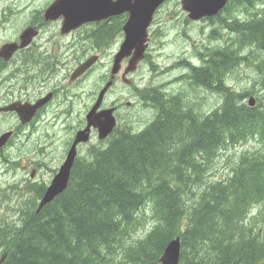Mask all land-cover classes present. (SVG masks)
Listing matches in <instances>:
<instances>
[{"label": "trees", "instance_id": "trees-1", "mask_svg": "<svg viewBox=\"0 0 264 264\" xmlns=\"http://www.w3.org/2000/svg\"><path fill=\"white\" fill-rule=\"evenodd\" d=\"M241 9L252 18L228 22L222 13L206 19L225 24L230 43L199 51L200 66L186 61L185 79L220 94V107L202 116L194 111L203 118L197 122L186 111L194 105L181 98L184 92L147 89L141 97L157 119L140 133L118 125L106 144L76 161L65 192L39 212L43 188H29L20 223L0 225V264H160L168 243L179 236L180 264H264V95L251 107L248 94L226 83L250 61L242 52L253 47L260 58L252 64L264 90V0H231L223 12ZM126 19L116 17L113 29H102L107 40L122 34ZM250 139L259 149L241 153L231 175L207 183L219 152ZM147 206L154 225L135 238Z\"/></svg>", "mask_w": 264, "mask_h": 264}, {"label": "rangeland", "instance_id": "rangeland-1", "mask_svg": "<svg viewBox=\"0 0 264 264\" xmlns=\"http://www.w3.org/2000/svg\"><path fill=\"white\" fill-rule=\"evenodd\" d=\"M53 1L54 0H19V16L17 21L19 31L27 27L31 22H34L39 15L37 14L38 11ZM181 1L182 0H168L155 15V20L153 21L150 31L151 40L147 50L148 57L139 64L136 72L128 77L132 83L130 85L124 84L121 80L122 73H120L116 79L117 85L106 96L104 106L106 108L113 106L118 108L116 117L121 129H126V126L129 125L133 126L137 133H140L142 129L145 130L148 128L147 126L149 123L152 124V122L157 119L155 110H153L146 101H143L141 97L147 89L153 87L160 88L165 94L184 92L181 98L186 97L185 100L190 101V103L194 105L190 106L187 104L186 111L193 119L195 118L197 122H202L203 118L196 116L194 111L198 110L197 113L201 114V116L207 115L222 104V96L220 94L198 87L194 88L192 84L188 83L185 77L189 74L190 69H188V64L190 63L186 61L200 66L203 61H199L198 52H205L206 48H214L230 43L232 32L226 28L225 24L217 20L211 23L204 20L199 22L190 21L187 13L181 8ZM222 16H224L228 22H231L234 18H238L240 21L252 18V16L243 9L240 11L224 12ZM55 30L56 27L54 26L52 31ZM115 47L106 51L107 53L103 61L99 63L92 77L82 80V82L76 86L69 87L65 91V94H61L59 102H61L62 105L58 110H56L57 105L52 107L50 114L47 116L48 121L41 128L44 133L53 135V140L49 144L51 147L49 152L38 148L37 151L40 153H21L22 161L19 162L16 161L17 158L15 153H5L2 159V169L0 170V225L10 223H14V225L19 224V210L21 211L28 205L27 203L31 195L28 189L32 186L29 184L30 181H32V168L25 169L26 160L29 162H31L32 159L41 161L42 166L39 168L40 171L38 172L39 181L49 182L52 179L54 175L53 170L58 167L64 159V142L69 140L74 134V131L86 122L87 110L95 98L94 93L97 85L99 83L101 85L102 77L110 68ZM242 53L243 55H251L249 56L251 62L249 61L247 64H242L234 69V71L226 77L227 82H225L233 89L245 93V95L254 94L252 96L258 101L259 97H263L264 90L260 89L258 85L259 77L253 66L254 62L252 59L255 58L258 60L260 56L253 47H247ZM92 54L93 53L90 55ZM72 64L73 63L68 64V69ZM126 65H123V69ZM68 83L69 79L65 83L66 87L64 88L68 87ZM249 100V97L246 98V102ZM70 106L72 108H70ZM183 106L182 109H184ZM56 116H58V118L54 119ZM96 144H99V146L104 145V143L101 144L98 140L97 135L93 137L89 147ZM177 145H174V147ZM228 149L230 150L228 151ZM257 149H259V144L255 140L250 139L247 142L222 150L213 161V164L210 165L206 174V182L223 180L228 175H231L233 167H235L236 162L239 161L241 153H253L256 152ZM82 150L84 152L87 148L84 147ZM176 151H178V149ZM169 152L171 153L170 156L174 155L171 150H169ZM43 153H45V155ZM84 155L85 153H83V156ZM174 157L175 156H173V158ZM13 159L15 162H13ZM180 161L182 160L179 158L170 162L167 161V163L174 164ZM205 162L206 161H202L204 164ZM190 163L197 164L198 162L190 161ZM184 167L186 168L187 166ZM184 167H182V171ZM7 182L13 188L10 187ZM14 184L15 186H13ZM151 208L152 207L147 206L143 210V216L146 222L145 225H141L135 238L145 237L152 229L154 221Z\"/></svg>", "mask_w": 264, "mask_h": 264}, {"label": "flooded vegetation", "instance_id": "flooded-vegetation-1", "mask_svg": "<svg viewBox=\"0 0 264 264\" xmlns=\"http://www.w3.org/2000/svg\"><path fill=\"white\" fill-rule=\"evenodd\" d=\"M45 8L47 6L38 11L37 14L39 15L34 22L19 31L17 25L19 0H0V170L5 153H15L16 161L19 162L22 161L21 153H40L37 151L38 148L46 152L51 150L49 144L53 140V135L44 133L41 128L48 121L47 116L52 107L57 105L56 110H58L62 105L59 102L61 94H65L69 87L76 86L82 80L92 77L99 63L103 61L106 51L116 46L112 56L114 58L123 41L122 36L112 39L111 42L107 40L104 32H98L97 27L100 23L85 24L68 34H62V20L45 21ZM106 25L113 29L112 22H107ZM54 26L56 30L52 31ZM28 27H35L37 35L27 46L19 47L22 42L21 35ZM91 28L94 29L93 33ZM11 45L14 46V51L10 53L8 51ZM91 53L99 56V62L82 77L71 80V75L91 56ZM128 60L123 61V65L128 64ZM69 63L73 64L68 69ZM109 76L110 69L102 77L101 84H105ZM68 79V87L64 88ZM100 87L99 83L94 93L95 98L89 105L87 114L99 96ZM49 95L51 96L50 100L43 102ZM42 102V106L26 121L22 120L18 111L11 110L14 106L20 109H31ZM86 126L87 122H84L74 131L69 140L64 142V159L53 170L54 175L49 182L38 180L39 168L42 166L41 161L32 159L29 162L26 160L25 169L32 168V181L29 184L43 188V194L45 193L47 186L50 185L64 163L78 132L86 129ZM95 135L98 137V132L92 129L90 132L91 141L78 146V157L75 163L78 158L83 157V153H89L90 150L99 146L96 144L89 147ZM5 136L8 138L2 143ZM84 147L87 150L83 152ZM43 154L45 155V153ZM13 162H15L14 159ZM43 194L40 198L43 197Z\"/></svg>", "mask_w": 264, "mask_h": 264}, {"label": "water", "instance_id": "water-1", "mask_svg": "<svg viewBox=\"0 0 264 264\" xmlns=\"http://www.w3.org/2000/svg\"><path fill=\"white\" fill-rule=\"evenodd\" d=\"M167 0H55L45 11L46 21H55L63 19L62 34L70 33L86 23L99 22L109 18L128 14L129 18L123 31L125 34L124 41L119 52L114 59L112 75L110 81L101 90L96 104L87 115V128L78 132L72 149L69 151L65 163L62 165L59 173L55 176L52 184L49 186L44 197L42 198L38 212L50 204L62 194L68 187L71 170L73 168L76 156L77 146L82 142H88L91 128L99 132V139L105 140L111 135L116 127L117 121L114 115L115 108L100 110L104 97L114 83L115 76L120 72L122 61L131 57L129 65L125 70L123 79L128 83L126 75L136 71L138 64L144 60L148 48L149 33L148 30L153 22L157 10ZM230 0H182V9L188 13L191 21H200L204 18H211L218 15ZM37 35L35 27L25 30L21 36L19 47L27 46ZM18 48V47H17ZM14 46H9L8 52H13ZM98 60L93 56L81 64L74 72L72 79L82 76ZM49 95L43 102H48ZM28 108L12 107L11 110L19 112L21 118L26 121L30 119L36 110L42 106ZM256 100L252 97L249 101L250 106H254ZM7 136L4 137L6 139ZM5 255H3L4 258ZM181 257V240L179 237L170 241L166 246L160 259L161 264H180ZM2 258V261L4 260Z\"/></svg>", "mask_w": 264, "mask_h": 264}, {"label": "bare ground", "instance_id": "bare-ground-1", "mask_svg": "<svg viewBox=\"0 0 264 264\" xmlns=\"http://www.w3.org/2000/svg\"><path fill=\"white\" fill-rule=\"evenodd\" d=\"M256 5H259L258 3H256ZM254 7H256V6H254ZM257 8H255L254 10H252L253 12L256 10ZM251 11V12H252ZM245 21V20H244ZM241 51V50H240ZM252 51V50H251ZM253 52V51H252ZM255 55V54H254ZM245 56V55H244ZM249 56H251V55H249ZM246 62H249V61H246ZM255 63H256V61H255ZM255 65V64H254ZM206 68V67H205ZM210 70V69H209ZM212 70V69H211ZM214 72V71H213ZM204 73V72H203ZM197 74V73H196ZM207 74V73H206ZM252 95H254V94H249V95H247V98L249 97L250 99L253 97ZM254 98V97H253ZM74 104V103H73ZM76 104V103H75ZM78 105H79V103H78ZM70 108H72L71 106H70ZM75 110H76V108H75ZM215 111V110H214ZM76 112V111H75ZM74 112V113H75ZM213 112V111H212ZM211 112V113H212ZM210 113V114H211ZM232 113V112H231ZM68 115H70V114H68ZM229 115V114H228ZM75 116V115H74ZM77 117V116H76ZM63 122H65V121H63ZM239 122V121H238ZM61 123V122H60ZM68 124V123H67ZM151 124L149 123L148 124V126L147 127H149ZM59 126V125H58ZM68 126V125H67ZM57 131V130H56ZM141 131H143V129L141 130ZM116 134V133H115ZM231 138V137H230ZM113 139V138H112ZM223 150V149H222ZM226 150V149H225ZM230 149H228V151H229ZM226 152V151H225ZM237 167V166H236ZM233 168H235V167H233ZM11 172V171H10ZM9 172V173H10ZM7 174V173H6ZM14 174V173H13ZM19 174V173H18ZM9 175V174H8ZM23 175H24V173H23ZM3 176V175H2ZM26 176V175H25ZM10 177V176H9ZM17 177V176H16ZM16 179V178H15ZM18 179V178H17ZM31 182V181H30ZM8 183V182H7ZM11 183V182H10ZM1 184V183H0ZM9 184V183H8ZM9 186H10V184H9ZM13 186H15V184L13 185ZM33 186V185H32ZM1 187H2V185H1ZM10 187H12V186H10ZM13 188V187H12ZM5 189V188H4ZM2 190V189H1ZM6 190V189H5ZM4 190V191H5ZM9 190V189H8ZM4 191H2V192H4ZM7 191V190H6ZM142 192V191H141ZM33 193H34V191H33ZM180 193V192H179ZM32 194V193H31ZM35 194H36V192H35ZM5 195H6V192H5ZM104 196V195H103ZM167 196V195H166ZM178 196V195H177ZM5 197V196H4ZM31 197V196H30ZM35 198V196L33 197V198H31V199H34ZM144 198V197H143ZM142 198V199H143ZM37 199V197L35 198V200ZM107 199V198H106ZM5 200V199H4ZM144 200V199H143ZM102 202V201H101ZM36 203V202H35ZM109 204H110V202H109ZM112 204V203H111ZM116 206V205H115ZM127 206V205H126ZM120 211V210H119ZM115 212V211H114ZM136 212V211H135ZM122 213H124V212H122ZM126 213V212H125ZM116 214V213H115ZM183 215V214H182ZM116 216H118V215H116ZM116 216H115V220H116ZM126 217V216H125ZM176 217V216H175ZM107 218V217H106ZM112 218V217H111ZM124 218V217H123ZM205 218V217H204ZM104 219V218H103ZM108 220V219H107ZM118 220V219H117ZM112 223V222H111ZM238 227V226H237ZM176 237V236H175ZM179 238H180V240H181V237L179 236ZM4 259V258H3Z\"/></svg>", "mask_w": 264, "mask_h": 264}]
</instances>
